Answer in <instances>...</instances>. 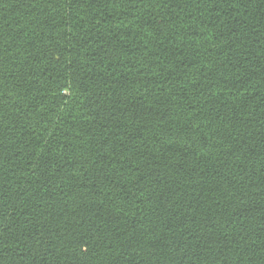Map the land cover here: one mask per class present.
<instances>
[{"label":"trees","instance_id":"16d2710c","mask_svg":"<svg viewBox=\"0 0 264 264\" xmlns=\"http://www.w3.org/2000/svg\"><path fill=\"white\" fill-rule=\"evenodd\" d=\"M0 264H264V0H0Z\"/></svg>","mask_w":264,"mask_h":264}]
</instances>
